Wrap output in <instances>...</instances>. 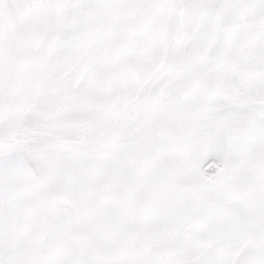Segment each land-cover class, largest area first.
Listing matches in <instances>:
<instances>
[{
  "label": "snow or ice",
  "instance_id": "6c2138e0",
  "mask_svg": "<svg viewBox=\"0 0 264 264\" xmlns=\"http://www.w3.org/2000/svg\"><path fill=\"white\" fill-rule=\"evenodd\" d=\"M0 264H264V0H0Z\"/></svg>",
  "mask_w": 264,
  "mask_h": 264
}]
</instances>
